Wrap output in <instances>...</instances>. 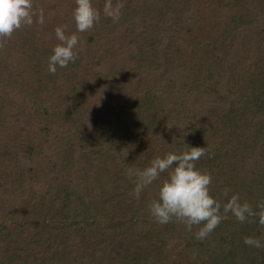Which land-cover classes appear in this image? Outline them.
<instances>
[{
    "label": "trees",
    "instance_id": "16d2710c",
    "mask_svg": "<svg viewBox=\"0 0 264 264\" xmlns=\"http://www.w3.org/2000/svg\"><path fill=\"white\" fill-rule=\"evenodd\" d=\"M92 2L103 8L104 0ZM117 2L120 19L101 15L78 33L85 54L74 49L76 62L55 74L48 57L60 42L51 40L49 23L74 32L75 0H33L44 24L0 39V264H264V248L244 244L247 236L264 243L258 216L240 222L221 208L220 224L197 240L202 225L189 231L149 214L168 172L139 198L133 192L134 173L155 157L206 147L196 167L210 174V195L223 205L227 188L260 211L264 0H216L224 19L211 0ZM200 8L211 63L187 54ZM237 55L247 70L230 63ZM23 61L39 64L40 79L24 76ZM30 79L38 87L30 88ZM95 96L101 103L88 111L83 98ZM35 122L44 138L38 145L6 138L14 124L28 130ZM49 140L58 153L44 146Z\"/></svg>",
    "mask_w": 264,
    "mask_h": 264
},
{
    "label": "clouds",
    "instance_id": "9594fccd",
    "mask_svg": "<svg viewBox=\"0 0 264 264\" xmlns=\"http://www.w3.org/2000/svg\"><path fill=\"white\" fill-rule=\"evenodd\" d=\"M75 5L72 13L75 31L66 34L62 26L55 28V36L60 43L54 46L48 57L49 73L55 74L58 67L66 68L70 63L76 62L78 55L74 49L80 43L78 33L93 28L101 15L114 22L118 21L123 8L121 2L114 4L113 0H104L102 9L94 7L92 0H75ZM44 22L43 9L37 12L33 0H0V39L10 37L22 26H31L34 23L42 25ZM187 149L155 157L149 166L134 173L137 182L133 192L137 198L159 179L161 173H169L158 186L156 198L148 204L150 216L160 224H167L173 219L179 220L189 231L193 225H202L194 233L197 240L205 239L220 224L223 215L229 213L240 222H244L249 216H258V223L264 226V204H258L260 211L255 212L250 204L241 203L238 193L230 195V189L227 188L223 190L226 198L223 205L210 195L209 185L212 178L210 174L196 167V161L206 155V147ZM244 244L264 248V243L252 236L245 237Z\"/></svg>",
    "mask_w": 264,
    "mask_h": 264
},
{
    "label": "rangeland",
    "instance_id": "374dc122",
    "mask_svg": "<svg viewBox=\"0 0 264 264\" xmlns=\"http://www.w3.org/2000/svg\"><path fill=\"white\" fill-rule=\"evenodd\" d=\"M203 1L205 4L206 3H210V0H201ZM214 2V6H211L212 8H218L217 10V13L216 15H218V18L219 19H224L223 16H222V12L221 10L219 9V7L217 6V3H216V0H211ZM222 1L224 4L225 3H232L233 0H220ZM201 8L198 12V15H197V20L198 22L194 25V27L192 28L191 32L189 33V35L186 36V45H187V54H194L196 56V59L198 60L199 58H202L203 60L211 63L210 61V57H208V55L206 54L207 52V46L210 45L212 43V39L209 35H207L208 31L210 30V26H209V23L208 21L206 20L208 18L207 14L205 15L204 14V17L202 16V13H201ZM208 13V11H207ZM204 18L205 21H202ZM201 20V21H200ZM221 20L218 22L220 23ZM60 26V24L58 25L57 23H54L51 21V23H49V28H51L49 30L50 34H52V38L51 40L53 41L54 39H57L56 36H55V28ZM67 32V31H65ZM81 44H84L83 42H81ZM76 50L78 49H81V52H83L85 54V51L83 50H86L84 47L82 48L81 46H77L75 48ZM231 54V53H230ZM212 57V60L214 59V56L210 55ZM235 58H232L230 56L229 61L232 65H236V67H240L239 70L241 69L242 71H245L244 68L246 67V70H247V66L248 64L247 63H244L242 61V58L239 57V55L237 56H234ZM45 57H42V58H39L43 63H45V60H44ZM83 61H85V55L83 56ZM28 61H23L22 64H23V73H24V76L28 75L32 78H35V79H40L41 73H39L38 75L36 73H34V71L36 70L37 66L39 64H37L36 61L34 62H28ZM37 65V66H36ZM42 65H45V64H42ZM41 68H43L41 66ZM43 69H46V68H43ZM44 71V70H43ZM42 71V73H43ZM244 73V72H243ZM44 74V73H43ZM43 78V77H42ZM31 81L29 82L28 86L30 88L32 87H38V85L36 84V82L33 80V79H30ZM41 83H42V80H41ZM63 89L62 90H66L64 91L66 97L68 98H71V96L69 95V93L67 92V88L64 86L62 87ZM97 96L95 97H91V98H83V103L85 104L86 103V107L88 109V111H90L91 109H94L95 106L99 105V103H101V99L99 98H96ZM86 112V111H85ZM89 117L87 118V122L89 121ZM50 121V120H49ZM50 123L52 124V122L50 121ZM86 129L90 130V124L87 123L86 125ZM28 130H25L22 128V125H19V124H14L13 125V128H11V131H7V134H6V138H10V137H14V136H18L20 137V143H25V141H27L28 139H30V141H33L32 143H35L36 145H38L39 142H43L44 141V138H42V136L40 135V126L39 124H37L36 122L34 123L33 127L30 128L28 127L27 128ZM83 129H85L83 127ZM89 133V132H88ZM48 145H44V146H48V149L51 150L52 154L54 153H58L59 151L56 150V144L53 143L51 140L48 141ZM264 142V141H263ZM264 151H262L263 153ZM259 153V152H258ZM264 154V153H263ZM252 168V166L248 165V167L246 168V170H250Z\"/></svg>",
    "mask_w": 264,
    "mask_h": 264
}]
</instances>
